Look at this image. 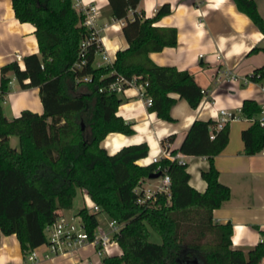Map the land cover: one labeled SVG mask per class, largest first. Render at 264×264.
I'll return each instance as SVG.
<instances>
[{"label":"trees","instance_id":"trees-1","mask_svg":"<svg viewBox=\"0 0 264 264\" xmlns=\"http://www.w3.org/2000/svg\"><path fill=\"white\" fill-rule=\"evenodd\" d=\"M234 1L264 32L255 0ZM138 2L108 0L110 15L125 19L121 28L128 44L115 52L113 62L96 66V45L89 44L86 64L74 68L80 41L89 29L73 0H13L18 18L35 24L40 53L25 55V68L15 59L1 69L0 232H15L25 255L45 245L46 225L60 215L59 209L72 206L77 188H81L109 217L124 221L116 234L122 253L103 255L102 264H183L181 258H196L198 264H260L264 229L261 239L244 252L232 247V223L212 219L213 209L231 192L219 181L214 163V155L228 142V122L217 128L216 119L196 118L179 148L171 150L209 158L208 167L200 171L206 181L204 191L189 183L187 162L161 157L158 162L139 163L148 152L145 141L125 144L114 152L100 144L110 131H133L117 113L118 94L99 89L117 75L147 79L153 98L150 109L167 120L172 119L170 108L176 99L172 92H178L193 107L203 97L191 71L161 65L149 57L151 51L176 44V27L155 23L170 12L169 5H161L153 17L134 12L129 18L128 10ZM256 49L264 53V46L251 51ZM10 71L23 87H40L42 114L26 109L20 116L8 118L4 113ZM85 74L92 79L78 80ZM263 77L264 64L254 68L250 79ZM260 108L254 99L242 100L241 109L247 117L255 118ZM12 134L19 136V148L11 145ZM241 137L243 151L256 153L264 147V125L256 118L242 129ZM158 165L162 174L170 175V193L159 192L154 201L141 204L135 187ZM98 212L92 211L91 205L77 209L89 233L95 228ZM151 229L161 236L160 243L149 238Z\"/></svg>","mask_w":264,"mask_h":264},{"label":"crops","instance_id":"crops-1","mask_svg":"<svg viewBox=\"0 0 264 264\" xmlns=\"http://www.w3.org/2000/svg\"><path fill=\"white\" fill-rule=\"evenodd\" d=\"M84 1L95 2L99 8L97 22L102 27V47L113 62L115 52L128 45L121 28L125 19L110 15L108 0ZM255 2L264 21V0ZM163 4L169 5L170 12L155 23L175 26L177 41L174 45L151 51L150 59L161 65H173L177 69L191 71L200 87L208 93L193 107L178 92H172L171 95L176 99L170 108L171 120L160 117L150 109L144 99L139 97L135 87L126 86L117 93L120 98L117 113L130 123L133 131H110L100 144L107 151L114 152L125 144L145 141L148 152L138 160L139 163L152 162L153 156L162 155V141L166 137L172 136L171 150L179 148L191 122L196 118L217 119L222 107L238 112L244 98L254 99L259 104L264 101V92L260 88L264 77L260 82L243 80L255 67L264 64L263 51H251L255 46H264V32L237 7L234 0H139L134 9L128 10V17L132 18L134 12L153 17ZM35 29L33 22L18 18L13 0H0V86L4 65L16 59L25 68V55L40 53ZM101 60L102 52L98 51L94 62ZM10 73L11 87L2 103L4 113L8 118L20 116L26 109L42 114L44 103L40 87H23L14 72ZM252 121L251 117L246 116L230 120L228 142L222 151L214 155L218 179L227 184L231 192L213 209L212 219L219 223H232V247L244 252L261 239V230L264 229V154L259 151L245 153L241 137L242 129L251 125ZM182 155L187 162L189 183L204 191L206 181L200 171L208 167L209 158L205 155ZM157 181V178L149 176L143 178V183L151 186ZM83 194L89 198L84 191ZM70 209H59L60 215L76 217L77 210ZM97 217L104 222L109 218L103 210L98 212ZM38 247L41 252L47 248L45 245ZM111 250L106 255L122 253L119 243L112 244ZM102 256L97 253L95 244L85 243L71 251L43 259L40 264H102ZM24 260L25 252L18 235L15 232H0V264H23ZM260 264H264V255Z\"/></svg>","mask_w":264,"mask_h":264},{"label":"built area","instance_id":"built-area-1","mask_svg":"<svg viewBox=\"0 0 264 264\" xmlns=\"http://www.w3.org/2000/svg\"><path fill=\"white\" fill-rule=\"evenodd\" d=\"M73 5L75 9L84 14L83 23L89 29V33L86 34L80 41V49L78 52V58L74 61V68H81L84 64H86V54L88 52L89 44L96 45V52H102V60L93 62L96 66L106 65L108 63H112L108 54L105 53L103 49V45L101 43L100 31L102 27L98 25V17H99V8L95 2H85L84 0H73ZM95 52V53H96ZM259 75V74H257ZM251 73L247 76H244L243 80L245 82L252 81L250 79ZM116 78L110 81L106 86L100 87V90H112L116 93L123 91L126 86H133L136 88L139 97L141 96L146 105L150 106L153 102V98L151 93L148 92L147 87L149 85V81L147 79H141L137 75H132L130 77L117 75ZM231 77H235V75H231ZM92 78L90 75L85 74L81 77H78V80L90 81ZM260 82V80H256ZM260 88L264 92V83L260 82ZM200 91L205 96L208 91L206 89L201 88ZM261 106L259 113L254 117H251L253 120L258 119L259 123L264 125V101L259 104ZM239 116H245L242 112V109L238 112L231 111L225 107L219 109V116L216 119V127H223L224 123L229 122L232 119H237ZM247 117V116H246ZM163 145L161 154L158 156H153L152 162H158L161 157H168L172 160L176 159L179 162H186L183 158V155L179 151L171 152V142L168 139H163ZM261 154H264V147L259 150ZM158 167L153 171H158ZM157 183L153 186L151 185H143V178L139 180L138 184L135 187V191L140 194L137 201L139 203L146 202L148 200L154 201L156 195L159 192L170 193L169 185H170V175L167 173H161L157 178ZM91 210L100 211V207L96 203L91 204ZM73 218L77 219L75 223ZM105 224V225H104ZM124 224V221H119L114 217H109L108 219L101 220L97 217V223L92 233L86 229L84 223L81 219L80 215L76 217L67 218L64 215H59L53 222L48 223L46 225L47 232V241L45 246L47 247L44 252L39 250V247L32 248L25 255V262L23 264H40L43 259L53 257L57 254H63L64 252L71 251L77 248L80 245L85 243L95 244L97 253L100 255H106L107 253H111V245L118 244L119 242L116 239V234L120 231Z\"/></svg>","mask_w":264,"mask_h":264},{"label":"rangeland","instance_id":"rangeland-1","mask_svg":"<svg viewBox=\"0 0 264 264\" xmlns=\"http://www.w3.org/2000/svg\"><path fill=\"white\" fill-rule=\"evenodd\" d=\"M10 143L12 146H15V147H20L19 146V136L16 135V134H12L10 136ZM143 185H148V183H143ZM91 200L89 198H86L85 195L83 194V191L81 190V188H77V191H76V197L74 198V201L72 203V206H71V209L70 210H77V208L83 206V205H88L90 206L91 205ZM74 222L76 223L77 222V219L73 218ZM149 238L152 240V241H156V242H159L161 241V236L156 233L154 230L151 229L150 231V236Z\"/></svg>","mask_w":264,"mask_h":264},{"label":"water","instance_id":"water-1","mask_svg":"<svg viewBox=\"0 0 264 264\" xmlns=\"http://www.w3.org/2000/svg\"><path fill=\"white\" fill-rule=\"evenodd\" d=\"M82 127H83V124H82ZM161 174V171L158 170V171H151L148 175L150 178H158V176H160ZM179 261L183 264H198L197 261H196V258L194 259H179Z\"/></svg>","mask_w":264,"mask_h":264}]
</instances>
